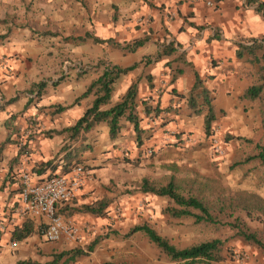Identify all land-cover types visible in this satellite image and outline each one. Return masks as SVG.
I'll return each mask as SVG.
<instances>
[{
  "label": "crops",
  "instance_id": "1",
  "mask_svg": "<svg viewBox=\"0 0 264 264\" xmlns=\"http://www.w3.org/2000/svg\"><path fill=\"white\" fill-rule=\"evenodd\" d=\"M209 1L213 5H208ZM51 2V30L55 31L51 32V39L55 37L59 41L62 39L60 37L89 32L102 38H114L120 44L142 37L144 41L134 52H125L110 49L107 43L95 44L91 40L73 43L62 39L63 44L54 43L70 52L72 58L65 60L62 65H68L70 69L66 68L63 74L47 77L37 69L44 62L38 58V53L32 52L35 46L29 42L32 39L30 29H13L4 38H0V101L16 96L14 101L6 103L0 110V142L9 139L0 160V223L4 225V230H0V264H15L28 258L43 262L49 258L41 256L42 246L48 245L41 242V239H45L40 234V228L46 222L45 217L29 216L22 210V171L28 170L35 181H41L51 174L66 173L73 165L81 164L87 176L72 202L85 203L108 196L112 199L109 207L112 209L117 203L128 201V195L121 191L122 188L131 180L141 179L149 173L150 167L142 160L141 150L144 146L163 147L167 141V130L176 127V122H181L183 131L193 129L194 123L202 130L203 117L198 114L189 116L185 101H179L174 95L175 92L186 93L190 89L194 74L185 70L172 81L170 68L177 66L173 60L174 55L157 61L153 59L159 44L164 40L174 41L178 51L185 52L187 60L194 65L205 85L213 91L218 110L217 120L224 132L243 135L248 122L254 120H250L248 109L253 102L240 100L239 96L256 78L250 64L236 57L235 51L238 43L264 34V18L256 12L255 5H246L244 0H222L219 3L215 0ZM61 3L69 5L61 6ZM72 3L73 6L77 4L75 8ZM4 32L2 30L0 34ZM32 32L38 34L42 31L33 29ZM32 40H37L35 35ZM106 53L112 63L122 67L137 63L134 69L122 74L116 82L112 103L118 101L129 85L138 79L137 111L142 117L144 134L138 136L133 125L124 120L118 136L111 138L108 126L100 123L87 135L86 143L91 145L90 149L77 151L69 165L67 158L59 155L55 160L57 166L54 172L48 168L44 173L36 174L34 169L41 162L54 158L64 141L62 135L48 136L45 132L59 130L82 115L92 97L81 99L77 104L71 103L97 74L88 63H93ZM39 82L47 84L42 95L36 98V92L31 93L30 89H34L33 84ZM145 100L162 110L159 116L145 115ZM53 105L69 106L63 111L54 112ZM168 106L167 111L165 108ZM200 135L204 136L203 131ZM22 143L29 148L26 157L20 147ZM129 157L137 158L139 162L130 163ZM27 219L33 222L34 232L21 241L11 239L14 227L21 226ZM66 219L80 225L84 222L90 224V229L82 230L76 241L64 238V246L69 248L84 246L95 234L109 229L111 231L77 264H103L106 261L117 263L114 260L117 244L112 238L122 232L119 227L127 230L134 224L131 220H125L124 223L107 227L109 224L106 217L88 213H76ZM143 235L136 232L130 238L135 240L137 237L143 238ZM120 246L130 247L125 242ZM143 246L134 243L131 247L134 251H140ZM148 262H152L151 252H145L143 259L132 264Z\"/></svg>",
  "mask_w": 264,
  "mask_h": 264
},
{
  "label": "trees",
  "instance_id": "2",
  "mask_svg": "<svg viewBox=\"0 0 264 264\" xmlns=\"http://www.w3.org/2000/svg\"><path fill=\"white\" fill-rule=\"evenodd\" d=\"M220 1L222 0H215L216 3ZM244 3L246 5H255L256 12L264 18V0H244ZM40 34L48 35L51 32L46 30ZM62 39L73 43H80L86 40H91L95 44L107 43L110 49H121L125 52H134L144 41V37H142L120 44L114 38H102L89 32L84 35L65 36ZM173 55V60L177 63V66L170 68L172 81L185 70L194 74V82L190 89L186 93L175 92L174 95L177 96L178 100L185 99L190 115L198 114L203 117V132L206 137H209L213 134V125L218 118V110L214 102L215 95L205 85L203 78L194 65L187 60L185 52L178 51L174 41L164 40L159 44V49L153 59L157 61L163 57ZM235 56L250 64L256 78V81L242 92L239 99L262 101L261 116L264 119V34L260 37H250L238 43ZM90 66L95 69L97 74L71 104H77L81 99L88 97H92V99L82 115L73 123L59 130L52 129L45 132L48 136L54 134L62 135L64 141L54 158L41 162L34 169L36 174L44 173L48 168L53 169L54 172L57 166L55 160L59 155H64L67 158V165H69L77 155V151L90 149L91 145L86 143L87 135L100 123H105L108 126L111 138L118 136L124 120L129 121L133 125L134 131L138 136L144 134L145 129L141 126L142 117L137 111L138 79L129 85L118 101L112 103L116 82L122 74L134 69L137 63L134 62L122 67L99 58ZM46 84L44 82L35 83L33 84L34 89H30V92H36V98H39L45 91ZM15 99L16 96L6 101H0V110L3 109L6 103H10ZM68 106L53 105L52 107H55L53 108L54 112H59ZM168 109L169 106L165 108L167 111ZM143 111L146 116L157 117L162 110L145 100L143 101ZM235 137L242 138L234 135L228 136V138ZM243 139L250 141L248 138ZM8 142V138L0 142V160L3 148ZM253 160L264 166V144L255 142L253 144V153L247 154L242 160L235 161L231 167L244 165ZM129 161L139 162L137 158ZM136 188L140 193L167 198L168 203L163 207L162 213L168 218H185L191 219L194 224L207 223L229 227L233 231L234 236L264 254V198L258 194L244 190L229 191L217 179L212 177L193 176L181 178L175 174H169L163 181L145 175L136 182ZM111 203L112 199L108 196H102L99 199L85 203L70 201L60 205L58 213L66 218L76 213H88L96 217H106ZM245 217L260 221L263 224L262 229L250 227ZM33 232L34 224L30 219H27L21 226L14 227L11 232V239L21 241ZM136 232L143 233L148 242L155 246L160 254L173 264H223L225 260L224 242L220 238H212L178 247L147 222L134 224L119 235L122 238H128ZM110 233L111 231L104 234H96L84 246L76 245L68 249L52 252L49 255V259L43 262L28 258L19 260L15 264H76L80 259L88 256L97 244L108 237ZM103 264L127 263L106 261Z\"/></svg>",
  "mask_w": 264,
  "mask_h": 264
},
{
  "label": "rangeland",
  "instance_id": "3",
  "mask_svg": "<svg viewBox=\"0 0 264 264\" xmlns=\"http://www.w3.org/2000/svg\"><path fill=\"white\" fill-rule=\"evenodd\" d=\"M51 1L0 0V33L2 30L5 31L3 34H0V38H4L5 34L10 33L13 29H30V38L32 37L34 39V35L37 38V40L33 41L32 39L29 40L28 37L29 42L35 46L32 52L38 53V58L44 60L41 61L44 63L39 65L37 69L40 71V74L47 77H52L55 74H63L66 68L70 69V66L66 65L62 67V65L65 60L72 58L70 52L65 47L56 45L57 42L63 44L62 39H59V41L55 37L51 39L53 37L52 33L41 35L40 33L35 34V32H32L33 29L55 32L51 30L52 20L49 15V9L52 5ZM64 4L69 5L68 3ZM64 4L61 3V6ZM71 5L75 8L77 4L73 6L74 3H72ZM61 36L63 35L61 34ZM99 58L110 61L107 53ZM93 63L89 62L88 65L90 66ZM181 100L185 101V99H180L179 101ZM251 102L253 103L248 107L250 111L249 116L250 120L252 118L254 120L249 121L250 124L248 122L246 129L243 130V135L229 133L227 131L224 132L218 120L215 121L213 134L209 137H206L205 134L201 136L200 133L203 131V127L200 130L196 127L195 123L193 129L183 131L180 127L181 122L180 124L176 122V127L167 130V141L163 144V147L156 148L155 145L144 146L143 150H141L142 160L150 167L149 173L145 175L161 181L169 174H175L181 178L193 176L212 177L217 179L229 191L244 190L256 193L264 198L263 165L253 160L244 165L231 167L235 161L242 160L247 154L253 153V144L255 142L264 144V119L261 116L262 101L256 100ZM181 115L186 116L183 113ZM188 115L192 116L189 114V110ZM229 135L242 138H228ZM213 137L222 141V152H216L214 150L212 146ZM243 138H248L250 141H246ZM134 159L129 157L128 161ZM129 162L136 164L132 161ZM138 180L139 178L133 181L131 180L126 187L122 188L121 191L128 195V201H125V203H117L112 209H109V213L106 216L109 224L107 227H113L122 222L124 223L125 220H131V223L134 224L147 222L161 235L168 237L178 247H184L212 238H220L224 242L225 260L223 264H264V254L257 248L234 236L233 231L229 227L215 226L207 223L194 224L191 219L185 218H168L162 213V209L168 203V199L138 192L136 188V182ZM125 209L128 211V214ZM63 218L67 221L66 217ZM245 219L253 229H262L263 224L260 221L247 217ZM109 230L101 231L99 234H104ZM119 230L122 231L119 234H122L126 228L119 227ZM143 236V238L137 237L135 240L130 238V236L128 238H122L120 235L113 237L112 240L117 244L116 249L118 250L114 249V260L117 263L132 264L134 261L143 259L145 252L147 254L151 252L152 262L146 264H173L165 256L160 254L155 246L148 242L145 235ZM41 242L48 243V245L45 244L41 248L42 257L49 256L52 252L56 250L61 251L67 247L64 246V238L57 241H45L41 239ZM122 242L129 244L130 247L125 248L120 246ZM134 243H140L144 246L140 251H134L131 247Z\"/></svg>",
  "mask_w": 264,
  "mask_h": 264
},
{
  "label": "built area",
  "instance_id": "4",
  "mask_svg": "<svg viewBox=\"0 0 264 264\" xmlns=\"http://www.w3.org/2000/svg\"><path fill=\"white\" fill-rule=\"evenodd\" d=\"M213 5L212 2H207ZM222 141L212 138V146L216 152H222ZM23 155L26 157L29 148L22 143ZM150 152V150H148ZM87 171L81 164H75L66 173H55L35 181L31 172L24 170L20 175V199L22 210L29 216H43L46 222L40 228V234L47 241H57L61 238L76 241L84 229H90L87 222L80 224L67 222L58 213V207L72 201L84 184ZM0 230L4 225L0 223ZM15 241L12 242V245Z\"/></svg>",
  "mask_w": 264,
  "mask_h": 264
}]
</instances>
